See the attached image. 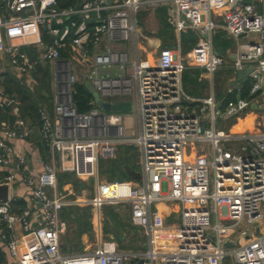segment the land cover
<instances>
[{
  "label": "built area",
  "instance_id": "2783aa9c",
  "mask_svg": "<svg viewBox=\"0 0 264 264\" xmlns=\"http://www.w3.org/2000/svg\"><path fill=\"white\" fill-rule=\"evenodd\" d=\"M146 5L172 6L176 48L146 56V37L137 22ZM188 30L196 31L199 41L185 55L180 38ZM38 31L50 41L14 43L18 33ZM218 31L236 40L232 57L215 49ZM251 35L254 42L240 43ZM26 45H36L38 57L32 58ZM102 46L91 59L90 48ZM68 48L70 57L63 59ZM4 60L28 76L43 62L56 69L53 117L46 107L38 108L50 163L32 172L28 158L12 144L30 136L24 119L18 117L13 128L1 132L0 169L7 173L0 184L7 183L10 193L24 184L41 204V223L34 227L36 213L14 214L10 200L0 202V240L16 264H225L228 258L232 264H264V0H83L80 7L66 8L58 0H0V64ZM114 66L120 75H100L101 69ZM225 67L235 76L251 70L243 83L248 82L249 94L220 105L214 80ZM190 69L206 73L207 98H194L184 89ZM80 82H89L105 103L131 102L139 136H126L124 113H104L98 107L80 113L74 102ZM10 108L19 115L18 99L0 86V119ZM247 113L254 117L249 129L217 128L219 119L239 121ZM120 144L139 148L141 180L100 182V161L116 159ZM60 173L97 177L94 197L87 202L97 213L105 206L128 204L146 248L122 250L106 240L92 253L65 255L61 212L71 203L58 190ZM110 186L116 187L112 195ZM163 204L175 209L177 223L167 224L158 208ZM235 231L238 242L227 248Z\"/></svg>",
  "mask_w": 264,
  "mask_h": 264
},
{
  "label": "crops",
  "instance_id": "0c3cea01",
  "mask_svg": "<svg viewBox=\"0 0 264 264\" xmlns=\"http://www.w3.org/2000/svg\"><path fill=\"white\" fill-rule=\"evenodd\" d=\"M75 1L77 2L76 5H72V6L80 7L83 3V0H75ZM171 27L173 28V26ZM224 35L226 38H228V36L225 33ZM150 36L151 34L149 33L146 36V39L143 44V51L145 52L146 56L149 57L154 56L159 52V50L168 48V47H164L163 40L159 37L158 34L157 36H152L151 38ZM42 39L45 42L50 41L48 34H46L43 31H38V33L36 34L29 33L25 35L22 34L20 35V33H18L17 36H15L14 43L16 44L35 43ZM25 47L32 58L38 57V50L36 45H30V46L26 45ZM176 47H177V43L175 44V47H170V48L174 49ZM102 50H103V46L101 48L91 47L89 50L91 59L93 58L94 54L99 53ZM189 52H191V50L186 52V54ZM233 53H234L233 50L228 49L225 53L221 55L223 56L230 55V57H232L231 54ZM69 54H70V49L68 48L67 52L63 53V59L69 58L70 57ZM46 68H49V72L51 76V86L49 88V91L45 89V93L41 94V92H39V88H40L39 80L41 78L40 73L42 69H46ZM79 69L81 70L82 67H79ZM199 71L201 70L190 69L185 72L183 77L184 89L186 86L185 81L190 80V83L195 82V89L192 93L188 89H185L186 92L194 98H207L210 94V84L209 81L205 79V75H206L205 72L201 73L204 75V79L200 80L201 74L198 73ZM55 72H56L55 65L51 62H43L40 65L38 72L30 76L18 73L17 70L14 69L7 60H4L3 64H0V86L5 88V85L8 81L14 82L18 84L19 88L23 90L26 96L31 97V100H28V102L26 101L23 102L22 99L23 96L19 92L14 91L12 94L9 93L10 95H13L18 99L19 115L15 116L13 110L10 108L8 112L0 119V137L2 136L1 132L4 128H13L15 126V122L18 117L26 121L28 129L30 130V136L24 141H17V140L13 141L12 144L17 148L19 152L23 153L28 158L29 168L30 170H32V172H40L44 164L50 163L51 156L49 150L44 146L41 139L39 117L36 115L35 118H33L32 116L27 115L25 113V110H27L26 107H29L30 104L37 106V109L43 106L47 108V110L53 117V106L55 101ZM120 74L121 73H117L116 75H120ZM234 79L236 80V76L234 74H231L229 78L230 80L229 90L232 89L233 91L234 90L236 91L233 96L234 97L233 100L247 97L242 95V89L246 84L248 85V82L241 85L240 90H237L236 87L234 88L231 87V83L234 81ZM81 83L85 85L87 82H80V84ZM229 90L227 91L226 94L217 93L215 86L216 100L220 105L223 104V102H227L226 100L229 95ZM104 113L106 112L104 111ZM137 118H136L137 120L136 126L138 129L137 133L135 134V136H131V134L129 135L126 134L127 137L137 138L139 136L140 128H139V120ZM253 120L254 117L251 114L248 113L245 114L244 116H242V118L239 121H236V123L233 124L231 128L232 132H242L244 130L249 129L251 126L244 128V130L236 131V130H240L242 126L247 125L249 122L250 123L253 122ZM133 145L134 144H120L118 146L119 153L116 159L119 160V157L121 158L123 156L124 157L123 160L129 163L130 158L132 157L131 151L132 152L134 151ZM126 166H129L134 171H137L130 164L125 165V167ZM6 173H7L6 170L0 169V177H3L4 175H6ZM129 182H137V181L131 179V181ZM16 186H18V188H15ZM59 192L62 194L66 202L71 203L69 206L64 207V209L61 212V219L66 226L65 232L61 237L62 252L65 255L78 256L82 254L92 253L102 242L106 240H114L122 250H126V249L132 250L133 248H131V246H134L137 250H142L146 248V237L144 236L142 230L135 227L134 225H131L129 231L123 234L122 242L125 247H129V248H122L118 240L114 239L115 237L112 232L109 231L108 233H106L104 228L105 217L103 215L104 214L103 210L100 213H97L95 210H93L92 206L87 203L89 202V200H91L94 197V195L91 198L87 199L84 196H82V194H78V190L75 189L72 184H66L63 187V190H59ZM9 208L10 211L14 214H21L26 210H30L34 212V214L36 213V215H38L37 217L32 218L33 226L37 227L41 223V220L39 218V213H40L39 203L33 198L31 189H29L24 184L19 183L18 185H15L13 187V192L10 193ZM72 208L76 209L77 215L78 216L80 215L79 217L81 219H86L87 222L91 225L90 232L85 231V227L80 225L81 223L80 220L79 221L76 220L75 216H71L70 219L66 218V212L70 211ZM158 208L164 214L168 225L178 222V215L173 213L175 210L174 208H171L168 205H164V204L159 205ZM118 209L119 208H117V210ZM86 211H90L89 217ZM64 216L65 219H63ZM253 229L254 231L256 230V228ZM16 230L18 234L20 235L22 234V230L19 226H17ZM238 237L239 235L235 231L233 233V236L229 237L228 243H230L232 247L235 246L236 243L238 242ZM0 254H1L0 263L8 262L11 264H16L15 260L9 254V250L7 248L6 243L2 240H0ZM139 262L140 261H135L130 264H138Z\"/></svg>",
  "mask_w": 264,
  "mask_h": 264
},
{
  "label": "trees",
  "instance_id": "16d2710c",
  "mask_svg": "<svg viewBox=\"0 0 264 264\" xmlns=\"http://www.w3.org/2000/svg\"><path fill=\"white\" fill-rule=\"evenodd\" d=\"M58 3L60 7L66 8L72 5H76L77 2L75 0H58ZM159 22H160L161 27H160L158 35L163 40L164 47H168V48L174 47L175 41H176L174 29L170 25H168L167 21H165L162 18H160ZM219 33L220 32L216 33L215 38H214L215 46L217 44L215 49L220 54H223L228 50L229 46H228V43L222 37H220ZM180 40H181L182 50H185L186 52H188L193 48L192 46L195 47L197 45L198 43L197 41H199V36L194 35L193 32H186L185 34L181 36ZM40 74H41L40 75L41 78L39 80L40 82L39 92H41L42 94V93H45V89L49 91V88L51 86V76H50L49 68L42 69ZM5 89L10 94H12L14 91L19 92L23 96L22 97L23 102L25 101L28 102V100H31V97L26 96L23 90L19 88L18 84L14 82L8 81L5 85ZM235 92L236 91L234 90L233 93L228 95L227 100H226L227 102L233 100L234 98L233 96ZM248 94H249V86L246 84L242 89V95L248 96ZM93 101H94L93 96L86 89L85 85L83 83L77 84L76 94L74 96V102L78 108V111L80 113H87L91 111L94 108V106L92 105ZM30 105L29 107H26L27 110H25V113L35 118L36 115L38 116L37 106L33 104H30ZM127 164L129 165L130 162L128 163L127 161L118 162L116 160L114 161H103L102 160L101 165H100V173L103 176L104 175L108 176V173H109L110 182H116L118 181L117 179L126 181L130 179L125 170V165ZM77 179H76V176L72 173H61L58 176V184H59L58 188H60V190H63V187L66 184H72L73 187L77 189L79 192L82 190L83 185ZM107 207H108V211L104 213L105 215V227L104 228H105L106 233H108L109 231L112 232L115 237L114 239L118 240L122 248H129V247L124 246L122 239H123V234L128 232L129 229L131 228V225H133L131 222V218H130L131 214L129 215L126 212L129 218V220H127L123 216L122 217L120 216V213L118 212L119 210H117V208H116L117 210L116 213H109L110 208H112L113 206H107ZM86 213L89 217L90 211H86ZM71 216H75V219L78 221L80 220L81 222L80 225L85 227L86 232L91 231V225L87 222L86 219H81L79 217L80 215L79 216L77 215V211L75 208H72L70 211L66 212V218L70 219ZM63 219H65V216L63 217ZM131 248H133L134 250H137L134 246H131Z\"/></svg>",
  "mask_w": 264,
  "mask_h": 264
},
{
  "label": "rangeland",
  "instance_id": "374dc122",
  "mask_svg": "<svg viewBox=\"0 0 264 264\" xmlns=\"http://www.w3.org/2000/svg\"><path fill=\"white\" fill-rule=\"evenodd\" d=\"M172 10H173L172 6L153 7L151 5H146L143 9H141L137 14V22H138V26L142 30L143 35L146 37L150 33L151 34L150 38L152 36H157V34L159 33V30H160V27H161L160 22H159L160 18L167 21L168 25L174 26V19L171 16ZM173 29H174V27H173ZM174 32H175V29H174ZM187 32H193L194 35L198 36V33L196 31L188 30ZM185 33H182L181 36ZM224 33H225L224 31H220V33H219L220 37H222L228 43V46H229L228 49L235 51L237 48L236 40H234L233 38H231V39L226 38ZM175 38H176V41H175V44H176L178 42V36H177L176 32H175ZM255 40H256L255 35H251L248 38H243L240 43L241 44H249L251 42H254ZM144 41L145 40H143V42ZM214 46H215V43H214ZM216 46H217V44H216ZM216 46H215V48H216ZM192 47L194 48V46H192ZM182 52H183V54L186 55L185 50H182ZM203 72L204 71L201 70L198 73L201 74ZM117 73H121V69L117 66L111 67L109 69H101L100 70V75L103 77L116 75ZM231 74H233V71H232V69H230L228 67H225V68L218 70V72L215 74L214 83L216 86V92L217 93H223V94L227 93V91L229 90V82H230L229 78H230ZM185 85H186L185 89H188L191 93L194 91L195 82L190 83V80L185 81ZM99 110L101 112H104L101 108H99ZM124 115L126 116V125H127L126 134L127 135L131 134V136H135V134L137 133V130H138L137 126H136L137 116L135 114V111L132 109L129 113L124 114ZM235 122H236V120H233V119L232 120L219 119V121L217 122V128L224 130V131H229V129L231 128V126ZM257 123H258V120H257L256 124ZM248 124H250V122ZM204 146H206V145H204ZM133 148H134V151L133 152L131 151L132 157L130 158V165L133 166L134 169H136L138 172L139 171L141 172L140 151H139V148H137L135 145H133ZM123 158H124L123 156L121 158L119 157V160L116 159V161L123 162L124 161ZM103 161H111V160H103ZM100 165H101V161L99 163L98 180L100 182L111 183L109 173H108V176L107 175L103 176L100 173ZM72 174H74L76 176V179L78 178L77 180L79 182H81V184L83 185L81 192L79 191L78 194H82V196H84L87 199L91 198L95 193V186H96V180H97L96 178L97 177L88 178V179H80L76 173H72ZM117 180H118V182H128L129 180L131 181V178L129 180H126V181H123L120 179H117ZM15 188H18V186H16ZM15 188H14V191H15ZM58 189L60 190V188H58ZM83 191H84V193H83ZM116 208H119L118 212L120 213L121 217L123 216L124 218L129 220L127 213L130 215V212H129L130 206L128 204H121L117 207L113 206L112 208H110L109 213H116L117 212ZM102 210H103V213H106L108 211V207L105 206ZM104 217H105V215H104ZM257 227H258V225L255 226V228H257ZM126 250H130V249H126ZM225 264H232V259L228 258L226 260Z\"/></svg>",
  "mask_w": 264,
  "mask_h": 264
},
{
  "label": "water",
  "instance_id": "95a60500",
  "mask_svg": "<svg viewBox=\"0 0 264 264\" xmlns=\"http://www.w3.org/2000/svg\"><path fill=\"white\" fill-rule=\"evenodd\" d=\"M111 0H109L110 2ZM251 72L250 69L247 71H239L236 73V80H234L231 83V87H236L237 90L241 89V85L245 82V79L247 75ZM86 89L90 92V94L93 96V106H97L98 108H101L105 112H113V113H124L127 114L132 109L131 102H120L117 104H111V103H105L101 98L98 92L95 90V88L87 82L85 84ZM127 175L134 181L139 182L141 180V173L134 171L129 166L125 167ZM10 200V188L7 183L0 184V202L7 203ZM39 207H41V204L39 203ZM227 248H231L232 245L230 243L226 244ZM138 264H144V260H141Z\"/></svg>",
  "mask_w": 264,
  "mask_h": 264
},
{
  "label": "bare ground",
  "instance_id": "6f19581e",
  "mask_svg": "<svg viewBox=\"0 0 264 264\" xmlns=\"http://www.w3.org/2000/svg\"><path fill=\"white\" fill-rule=\"evenodd\" d=\"M251 123H252V122H251ZM251 123H250V124H247V125H244V126H242L240 130H236V131H241V130H244V128H246V127L250 126V125H251ZM115 190H116V187H115V186H110V187L108 188V190H107V193H108L109 195H112V194H113V192H114Z\"/></svg>",
  "mask_w": 264,
  "mask_h": 264
}]
</instances>
